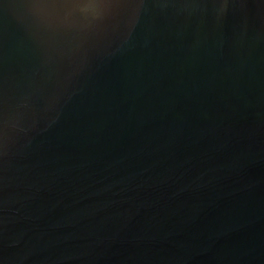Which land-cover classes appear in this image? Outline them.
<instances>
[{
  "label": "water",
  "instance_id": "1",
  "mask_svg": "<svg viewBox=\"0 0 264 264\" xmlns=\"http://www.w3.org/2000/svg\"><path fill=\"white\" fill-rule=\"evenodd\" d=\"M0 264H264V0H0Z\"/></svg>",
  "mask_w": 264,
  "mask_h": 264
}]
</instances>
